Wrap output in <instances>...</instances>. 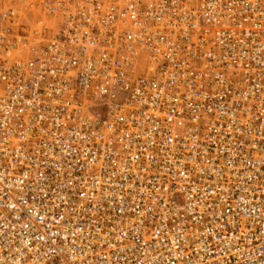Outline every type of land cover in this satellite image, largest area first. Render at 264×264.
Returning a JSON list of instances; mask_svg holds the SVG:
<instances>
[{
	"label": "built area",
	"instance_id": "built-area-1",
	"mask_svg": "<svg viewBox=\"0 0 264 264\" xmlns=\"http://www.w3.org/2000/svg\"><path fill=\"white\" fill-rule=\"evenodd\" d=\"M0 264H264V0H0Z\"/></svg>",
	"mask_w": 264,
	"mask_h": 264
}]
</instances>
